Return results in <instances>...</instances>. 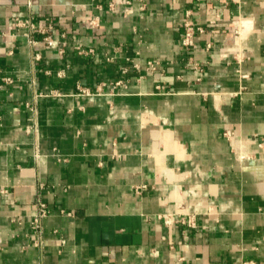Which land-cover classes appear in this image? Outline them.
<instances>
[{"label":"crops","instance_id":"1","mask_svg":"<svg viewBox=\"0 0 264 264\" xmlns=\"http://www.w3.org/2000/svg\"><path fill=\"white\" fill-rule=\"evenodd\" d=\"M0 264H264V0H0Z\"/></svg>","mask_w":264,"mask_h":264},{"label":"built area","instance_id":"2","mask_svg":"<svg viewBox=\"0 0 264 264\" xmlns=\"http://www.w3.org/2000/svg\"><path fill=\"white\" fill-rule=\"evenodd\" d=\"M202 31L203 29L201 27L195 26L193 23L189 21H185L183 23V37H182L181 43L185 46H191L193 44V38H194L195 33L202 32ZM234 32H238V31L234 30ZM47 42L50 45L52 44V40L50 39H47ZM36 56L38 57V55ZM5 80L8 82H11L10 78H5ZM119 83L120 81L117 82L116 84H119ZM46 214H47V209L45 207V204L40 202L38 205V211L32 220L34 227L39 226V220ZM178 220L190 227L194 225L195 217L193 215H188V216H183L179 218Z\"/></svg>","mask_w":264,"mask_h":264}]
</instances>
